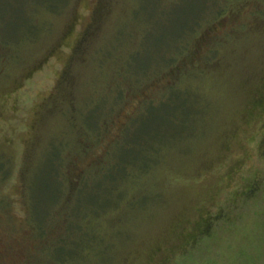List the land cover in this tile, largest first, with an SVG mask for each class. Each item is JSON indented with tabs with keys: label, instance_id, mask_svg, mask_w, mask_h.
Segmentation results:
<instances>
[{
	"label": "rangeland",
	"instance_id": "rangeland-1",
	"mask_svg": "<svg viewBox=\"0 0 264 264\" xmlns=\"http://www.w3.org/2000/svg\"><path fill=\"white\" fill-rule=\"evenodd\" d=\"M207 3L0 0V264H264V0Z\"/></svg>",
	"mask_w": 264,
	"mask_h": 264
},
{
	"label": "trees",
	"instance_id": "trees-1",
	"mask_svg": "<svg viewBox=\"0 0 264 264\" xmlns=\"http://www.w3.org/2000/svg\"><path fill=\"white\" fill-rule=\"evenodd\" d=\"M212 0H208V3H207V6L209 7L210 5H211V2ZM207 9V8H206ZM58 253H59V258H60V260H62V259H65V257H67V255H69V256H71L72 258L74 257V255H72L71 253H68V254H66V255H64L65 254V252L66 251H62V252H59V250L57 251ZM71 254V255H70Z\"/></svg>",
	"mask_w": 264,
	"mask_h": 264
}]
</instances>
